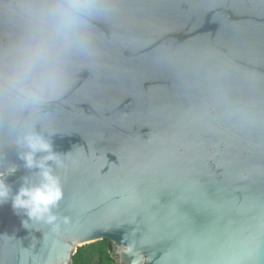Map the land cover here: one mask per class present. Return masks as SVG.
<instances>
[{"label":"water","instance_id":"obj_1","mask_svg":"<svg viewBox=\"0 0 264 264\" xmlns=\"http://www.w3.org/2000/svg\"><path fill=\"white\" fill-rule=\"evenodd\" d=\"M8 2L0 52L24 27ZM107 2L62 90L0 123L11 194L40 182L14 144L25 124L64 193L55 230L0 204V264H72L103 240L114 264H264V0Z\"/></svg>","mask_w":264,"mask_h":264},{"label":"clouds","instance_id":"obj_2","mask_svg":"<svg viewBox=\"0 0 264 264\" xmlns=\"http://www.w3.org/2000/svg\"><path fill=\"white\" fill-rule=\"evenodd\" d=\"M2 7L24 25L21 38L0 52V123L14 129L25 112L37 117L41 106L62 90L72 57L91 52L90 22L111 8L107 0H9ZM14 144L22 149L19 159L25 168L37 170L40 182L31 185L25 178L13 195L5 175L15 176L16 169L0 174V204L11 199L17 214L55 230L53 209L64 193L51 164L62 167L63 161L52 141L33 126L25 124Z\"/></svg>","mask_w":264,"mask_h":264},{"label":"trees","instance_id":"obj_3","mask_svg":"<svg viewBox=\"0 0 264 264\" xmlns=\"http://www.w3.org/2000/svg\"><path fill=\"white\" fill-rule=\"evenodd\" d=\"M15 176L5 175L6 182H12L18 178ZM90 248L94 249L91 253L88 251ZM114 248L110 242L103 240L83 247H79L75 254L72 256V264H105L106 262L113 261ZM96 258V262L93 259Z\"/></svg>","mask_w":264,"mask_h":264},{"label":"rangeland","instance_id":"obj_4","mask_svg":"<svg viewBox=\"0 0 264 264\" xmlns=\"http://www.w3.org/2000/svg\"><path fill=\"white\" fill-rule=\"evenodd\" d=\"M88 251H90L91 253L94 252V249L90 248ZM93 262H96V258L93 259ZM105 264H114L113 261H109V262H106Z\"/></svg>","mask_w":264,"mask_h":264}]
</instances>
